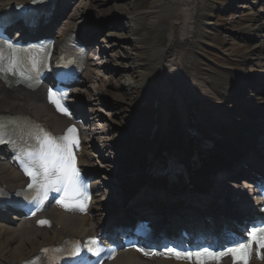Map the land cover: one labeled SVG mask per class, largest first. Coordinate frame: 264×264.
Returning <instances> with one entry per match:
<instances>
[{"label": "bare ground", "instance_id": "bare-ground-1", "mask_svg": "<svg viewBox=\"0 0 264 264\" xmlns=\"http://www.w3.org/2000/svg\"><path fill=\"white\" fill-rule=\"evenodd\" d=\"M32 1L0 0V11L14 4ZM79 1L71 5L69 0H61L62 5L71 7H66L70 19L63 21L60 31H54L58 42L74 33L77 37L79 35L80 40L92 43V37L87 35L93 34L92 31L82 32L76 26L80 13L87 14L90 11L89 3ZM205 8L206 0H153L150 9L143 15L123 16L137 29L134 35L137 66L133 70H138L136 72L140 81L128 80L124 84V87L138 94L127 103V107L135 109L136 118L129 127L120 126L118 139L106 137L109 133L98 124L100 117L92 105L95 100L110 98L105 90L110 79L98 73V66L94 67L92 60L98 53L94 45L90 46L81 87L74 91V100L70 101L78 112L85 110L86 114L87 111L89 116L85 117L90 128L84 134L80 133V143L78 146L74 144V153L80 167L88 175L93 176L97 170L112 168L115 171L112 174L114 183L104 177L93 182L92 188L96 193L100 191L98 185L103 184L108 191L95 194L91 205L82 212L83 216L65 213L61 208H50L36 220L22 223L19 216L0 211V264H32L33 260H42L44 254L40 252L43 249L50 251L55 247L62 248L65 241H83L101 234L113 236L115 232H127L132 222L144 217L142 215L154 219L155 225L159 226L157 235L147 241L153 245H158L157 242L163 244L170 239L177 240L186 226L200 229L205 234L209 229H212V233L218 227L220 231L225 230V223L234 217L252 219V208L249 206L252 200L246 198L245 190L254 187L231 184L230 188L228 178L221 173L226 169L233 172L235 167V171L240 170L242 162L250 167L249 170L264 173V70L259 67L252 74L243 75L242 72L228 71L212 73L206 69L197 53L201 42L208 40V30H211V15L206 13L210 10ZM252 31L261 35L264 41V25ZM250 33L243 32V35L249 37ZM260 48L264 52V45ZM106 63L113 69H124L116 65L114 59L110 58ZM219 74L222 76L220 91L213 85L217 83ZM97 82L99 86L92 91L91 85ZM246 87H255L253 93L258 95V100L238 106L241 107L238 111L223 112L225 101ZM175 106L180 108V113H175ZM242 109L247 110L248 117ZM208 112L215 115L210 116ZM220 115L224 119L216 117ZM6 119L45 123L59 135L72 128L74 123V120L57 115L47 105L45 91L41 88L32 92L22 85L9 86L0 80V123ZM79 125H83V122ZM241 133L252 134L258 140L247 139ZM122 143L126 145L124 147L128 146V150L131 147L133 149L126 154L127 159L118 157L114 163L109 161L113 157H104L107 149L114 148L116 144L122 146ZM191 145L198 148L194 159ZM153 147H158V156L151 155L150 158V149ZM208 147L211 149L208 150ZM163 150H166V159L160 155ZM86 151L99 152V155L91 154V159H98L99 167L90 162ZM198 153L202 154L201 158ZM7 155L4 149H0V188L13 193L23 189L27 182L10 165ZM130 158H141L143 161L136 165L130 164ZM165 163L176 169L168 168ZM158 169L165 174L163 181L153 178L159 175ZM218 171V178H214ZM212 178L218 179V182L212 183ZM233 179L236 182L239 177ZM146 182L150 184L138 195V200H134L128 210L115 218V222L107 228V223L103 221L107 216L104 208L119 205ZM109 184L113 187L109 188ZM230 199L234 200L229 202ZM40 221L48 223L42 225ZM37 225L42 229L37 228ZM120 254L110 264H196L159 255L153 256V260H144L145 254L139 252L137 247L128 251L120 250ZM218 264L232 262L223 258ZM247 264H264V260L252 256Z\"/></svg>", "mask_w": 264, "mask_h": 264}, {"label": "rangeland", "instance_id": "rangeland-1", "mask_svg": "<svg viewBox=\"0 0 264 264\" xmlns=\"http://www.w3.org/2000/svg\"><path fill=\"white\" fill-rule=\"evenodd\" d=\"M85 1L89 3L90 11L87 14H84V12L80 13L76 20V26L78 25V29L82 32L92 31L93 43L98 53L93 58L92 63L95 65L94 67L98 66L96 70L99 74L105 76V79H110V84L105 89L110 98L101 101L95 100L92 105H94V109L97 110L96 113L100 117L98 124L104 126L103 129L109 133L104 136H114L118 139L120 138V126L129 127L133 119L136 118L135 109L127 107V103L138 94L135 90L124 87V84L128 80L140 81V77L136 72L138 70H133L137 66V59L134 54L136 52L134 35L137 29L131 22L125 20L123 16L132 14L143 15L150 9V4L153 0ZM205 9L210 10V12L207 11L206 13L211 15V30H208V40L201 42L202 45L197 53L206 69L212 73L228 71L232 73L242 72L241 74L243 75L252 74V72L258 71L259 67L264 70V52L260 48L264 45V41L261 39V35H257L252 31L264 25V0H206ZM248 31L251 32L248 34L249 37L243 35V32ZM110 58L114 59L116 65L123 66L124 69L109 67L106 62ZM99 59L102 60L97 61ZM99 67L101 68L99 69ZM221 83L222 76L220 75L217 83H213L215 88L218 87L216 90L220 91L219 86ZM99 84V82L93 83L90 89L93 91ZM256 84L263 85L261 82H256ZM254 89L255 87H246L241 93L228 98L225 101L226 105L223 112L238 111L241 108L238 106L246 105L251 100H258V95L253 93ZM206 91L208 92L209 90L206 89ZM213 98L216 99V95L213 94ZM214 102L216 103L217 101ZM174 110L176 114L181 112L178 106H175ZM242 110H245L244 115L248 117L247 110ZM208 114L210 116L215 115L213 112H208ZM216 117L224 119L221 115ZM241 135H244L247 139L257 140V137L249 133H241ZM124 145L123 143L122 146L121 144H116L114 148L107 149L104 157H113L109 161L114 163L116 161L114 159L118 157L127 159L126 154L131 153L133 149L131 147L128 150V146L124 147ZM91 154L98 155L99 152H88V159L90 157V162L94 165L96 164L97 167L98 159H91ZM142 161L141 158L129 159V163L135 165L142 163ZM110 166L114 167V165ZM219 172L216 173L214 178H218ZM113 173L115 171L109 167L106 168V171L99 170L97 172L99 177L107 178L114 183L112 179ZM214 178H212V183L218 182V179L214 180ZM109 185V188L113 187V185ZM102 187V192L103 189L108 191L107 186ZM121 192H123V189ZM233 200L231 199L229 202ZM104 209H106L104 213L107 215L112 212V209L109 211L110 208L107 206Z\"/></svg>", "mask_w": 264, "mask_h": 264}, {"label": "snow or ice", "instance_id": "snow-or-ice-1", "mask_svg": "<svg viewBox=\"0 0 264 264\" xmlns=\"http://www.w3.org/2000/svg\"><path fill=\"white\" fill-rule=\"evenodd\" d=\"M4 47H7L10 53L5 56L3 47H0V63L6 62L7 64L6 68H0V70L9 72L18 70L20 67V60L17 55L18 50L9 41L4 42ZM50 96L54 97L55 94L50 93ZM52 102L57 104L59 110L67 112L58 100L53 99ZM75 131L74 128H69L65 136L57 138L59 141H67V144H56L53 138L45 134L39 149L36 152L28 153L32 159L28 163H25L23 168L25 174L32 181L28 184L29 189H36L37 192H43L45 196L49 190H55L57 192L63 190L65 195L73 200L72 203H65L63 200L60 201L66 209L79 207L81 210H84L85 206L74 200L75 195L78 194L77 184L79 178V171L75 166V158L71 154V145L76 143L78 146V141L74 137ZM39 223L43 225L47 224L48 221H40ZM253 241H255L258 247L264 248V226L253 227L251 230H248L247 241L237 242L235 247L228 248L223 252H214L209 248H201L196 252H180L169 248L167 252L176 259L192 260L195 258L198 264H205L208 260L218 261L222 256L231 254L234 260H241L244 264H247ZM89 244L96 245L97 241L93 238ZM89 244H86L85 247L89 251H92ZM78 252L79 248H77V254Z\"/></svg>", "mask_w": 264, "mask_h": 264}]
</instances>
